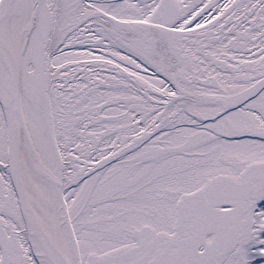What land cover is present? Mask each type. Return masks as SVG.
I'll use <instances>...</instances> for the list:
<instances>
[{
	"label": "snow or ice",
	"instance_id": "obj_1",
	"mask_svg": "<svg viewBox=\"0 0 264 264\" xmlns=\"http://www.w3.org/2000/svg\"><path fill=\"white\" fill-rule=\"evenodd\" d=\"M0 264H264V0H0Z\"/></svg>",
	"mask_w": 264,
	"mask_h": 264
}]
</instances>
